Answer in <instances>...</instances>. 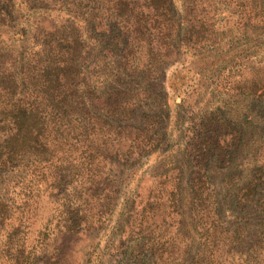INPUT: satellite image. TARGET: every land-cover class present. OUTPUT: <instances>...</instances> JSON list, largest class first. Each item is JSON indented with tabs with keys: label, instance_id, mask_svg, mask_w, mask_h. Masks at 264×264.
<instances>
[{
	"label": "trees",
	"instance_id": "trees-1",
	"mask_svg": "<svg viewBox=\"0 0 264 264\" xmlns=\"http://www.w3.org/2000/svg\"><path fill=\"white\" fill-rule=\"evenodd\" d=\"M224 21L232 28L233 36L224 38L228 43L241 37L264 43V0H181L180 9L174 0H0V247L10 264H57L61 257H50L56 238L88 228L86 214L51 227L30 213L28 203L40 197L53 176L107 171L108 157L97 159L104 143L110 141L108 151L128 153L125 144L114 146L121 128L134 129L135 141H146L152 151L174 144L159 126L168 105L159 106L163 94L151 83L184 54L182 48L219 47ZM249 89L264 108L257 83ZM141 108L149 119L127 122ZM257 113L229 118L218 107L188 129L187 185L202 213L195 256L204 264H212L215 251L227 244L243 257L240 264H264V127L259 126L258 136ZM247 144L253 161L247 155L239 159ZM215 163L239 167L242 175L224 190L229 196L234 188L240 219L254 220L251 229L221 218ZM152 186L138 212L130 201L124 228L135 226L139 237L149 235L137 245L150 261L157 249L177 245L172 227L181 187L169 174ZM17 218L18 225L7 230ZM26 222L38 224V230L19 232ZM14 235L19 238L12 245Z\"/></svg>",
	"mask_w": 264,
	"mask_h": 264
},
{
	"label": "rangeland",
	"instance_id": "rangeland-1",
	"mask_svg": "<svg viewBox=\"0 0 264 264\" xmlns=\"http://www.w3.org/2000/svg\"><path fill=\"white\" fill-rule=\"evenodd\" d=\"M174 3L180 9L181 0H174ZM45 27L50 29L51 22H46ZM219 28L221 39L224 40L219 47H206L199 52L182 48L184 54L178 60L169 61L164 74L151 83L155 91L163 94L159 106L162 107V101L168 105L165 121L159 123V126H163L175 139L173 145L152 151L146 141H135L134 129L124 132L121 128L119 135L114 136L120 142L116 140L114 146L120 148L125 144L128 153L124 156L116 154L114 150L108 151L111 143L109 140L104 143L97 159L108 157L107 171L85 172L81 176L64 173L53 176L51 184L40 197L28 203L30 213L37 214L42 219L41 224L47 223L51 227L69 224L86 214V230L80 231L79 235L65 234L56 238L53 244L55 254H50V257L53 261L61 257L57 264H154L155 260L160 264H204L201 257L195 256L200 236L197 226L202 213L201 206L194 204L193 194L187 185L191 174L190 154L186 153L183 146L189 142L188 129L193 123L201 121L203 115L211 116V111H217L218 107L226 111L229 118L244 113L255 114L260 110L256 120L257 135L262 131L260 127H264L263 102L254 101L249 89L256 82L257 95L264 92V43L247 42L245 37L228 43L224 38L233 36L230 24L224 21ZM147 119L146 109L141 108L127 122L142 124ZM246 146L248 144L244 146L239 159L247 155L253 161L252 149ZM238 171L239 167H225L215 163L212 178L220 196L221 218L229 224L242 223L251 229L250 223L254 220L240 219V209L232 196L234 188L227 191L229 196L224 190L227 183L235 180L236 174L242 175ZM166 174L170 175L171 183L180 182L181 186L176 189L179 217L172 227L176 231L174 241L177 245L171 250L166 247L157 249L150 261V256H145L146 252L141 251L137 245L146 241L145 237L149 235L139 237L135 226L124 229L125 213L132 200L134 212H138L149 189L165 178ZM17 220L14 219L7 230L18 225ZM28 223L18 231L38 230V224ZM190 236L195 240L190 239ZM43 237L42 234L40 239ZM18 238L14 235L12 245L17 243ZM4 240L5 237H2V242ZM162 241H165V237ZM189 244H192L191 247H188ZM2 249L0 247L2 264H10L7 256L2 254ZM230 249L228 244L219 247L212 264H240L243 257ZM242 250H246V245Z\"/></svg>",
	"mask_w": 264,
	"mask_h": 264
}]
</instances>
